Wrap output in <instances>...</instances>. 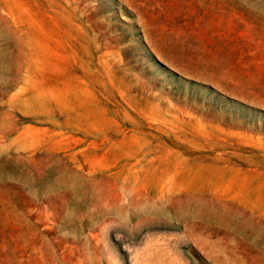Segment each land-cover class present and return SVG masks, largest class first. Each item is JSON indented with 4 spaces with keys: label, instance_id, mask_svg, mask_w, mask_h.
Returning a JSON list of instances; mask_svg holds the SVG:
<instances>
[{
    "label": "rangeland",
    "instance_id": "1",
    "mask_svg": "<svg viewBox=\"0 0 264 264\" xmlns=\"http://www.w3.org/2000/svg\"><path fill=\"white\" fill-rule=\"evenodd\" d=\"M0 264H264V0H0Z\"/></svg>",
    "mask_w": 264,
    "mask_h": 264
}]
</instances>
